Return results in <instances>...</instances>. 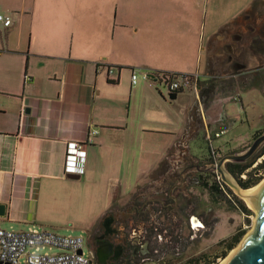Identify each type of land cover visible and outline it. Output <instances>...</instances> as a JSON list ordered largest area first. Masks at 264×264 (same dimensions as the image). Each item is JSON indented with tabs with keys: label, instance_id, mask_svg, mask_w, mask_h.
Listing matches in <instances>:
<instances>
[{
	"label": "crops",
	"instance_id": "obj_1",
	"mask_svg": "<svg viewBox=\"0 0 264 264\" xmlns=\"http://www.w3.org/2000/svg\"><path fill=\"white\" fill-rule=\"evenodd\" d=\"M0 12L13 17L0 29L1 227L51 226V213L81 198L74 181L86 184L103 143L165 126L169 106L184 104L185 138L173 156L202 131L220 151L264 126L250 119L244 98L264 96V0H0ZM133 69L200 79L197 90L168 101L151 82L133 85ZM140 96L151 114L136 127ZM229 99L240 112L228 109ZM90 137L85 170L70 178L68 144Z\"/></svg>",
	"mask_w": 264,
	"mask_h": 264
},
{
	"label": "rangeland",
	"instance_id": "obj_2",
	"mask_svg": "<svg viewBox=\"0 0 264 264\" xmlns=\"http://www.w3.org/2000/svg\"><path fill=\"white\" fill-rule=\"evenodd\" d=\"M147 71L150 78H144L143 73L140 72L136 84L151 82L157 87L155 72ZM109 75L114 79L113 75L116 77L117 73H108ZM132 84L136 85L133 82ZM157 88L162 89L168 97V101H170L171 94H168L167 88L163 84H160ZM253 97L254 94L252 93L244 97L250 119L255 124L264 123V96ZM181 105L178 107L168 105L166 113L170 121L166 119L167 117L164 118L166 120H163L161 124L165 125L164 128L157 126L152 131H135L136 133L129 135L127 141L117 137L109 139V142L105 141L97 165L93 168L94 170L86 184L83 183L84 178L74 181V190L75 192L81 191V198L73 197L70 202L51 213L52 224L44 227V229L60 234H82L86 237L88 229L96 224L106 211L116 208L117 205L129 206L127 204L131 202L132 196L137 194L139 202H146L147 204L151 202L152 205L149 204L147 208L151 209L152 212L149 213L151 222L143 223L140 221L135 231L157 243L159 247V252L156 253L159 258L158 264H184L190 258L202 254H207L213 258L222 250L218 243L219 240L229 238L239 229L246 231L245 236L253 228L256 212L249 207L253 213L248 215L238 207L239 204L237 205L232 193L238 197L240 196L231 184L225 183L224 195L220 194L221 196L219 195L217 201H213L209 195L211 193L201 183L199 185L193 184L191 178L181 179L178 176V173L181 172V166L175 162L176 158L172 159L171 156L175 153L176 149L174 147L178 143L177 140L180 137L185 138L183 134L185 120L182 118L184 104L181 103ZM133 106L136 112L135 115L138 117L135 121L136 127H138L143 124L142 116L144 112L149 116L151 108L148 99L143 96L138 97L136 104L133 103ZM226 106L231 112H240L239 103L234 99H229ZM125 107H127V104H125ZM107 118L109 121H113L112 116L108 115ZM260 126L262 127L261 132H264L262 123ZM244 127L246 128L247 124ZM204 135L205 132L202 131L201 135H198V139L195 138L190 145L186 143L182 145H187L191 153L200 157V165H197L196 161L191 162L200 171H206L203 172L205 176H211L210 180L213 181L217 177L216 172L221 173L212 164L210 158H212L213 150L204 139ZM216 135L219 136L220 133ZM254 137L251 136L249 141L236 147L220 149L221 152L219 148L216 147V149L222 155L221 158L230 154H242L250 148L255 140ZM263 144L264 142L254 154ZM254 154L248 160H252ZM262 160L263 156L258 158L252 167H255ZM172 167H176L177 171L172 173V170H170ZM225 168L227 169V167ZM171 174H174V177ZM231 175L239 183L238 178L233 174ZM243 177H248V174L244 173ZM263 179L264 177L256 185ZM221 181L223 182L222 177ZM169 186L173 187L174 190L171 187L169 189ZM70 189L73 190L72 187ZM83 192H85V198ZM240 198L248 205L243 197ZM162 242L167 244L165 248L162 247ZM85 250L89 253L88 246H85ZM226 257L219 258L216 264H221Z\"/></svg>",
	"mask_w": 264,
	"mask_h": 264
},
{
	"label": "built area",
	"instance_id": "obj_3",
	"mask_svg": "<svg viewBox=\"0 0 264 264\" xmlns=\"http://www.w3.org/2000/svg\"><path fill=\"white\" fill-rule=\"evenodd\" d=\"M13 17L0 12V29L11 26ZM114 67L108 68L113 74ZM140 72L150 78L147 70H132V82L137 83ZM200 76L195 72H155L157 86L163 84L168 94L187 88H198ZM99 131L95 129L92 136ZM72 140L66 150L65 169L69 173L82 174L86 167V143ZM218 174V173H217ZM221 178V175L218 174ZM82 251V252H80ZM0 264H91V255L85 250V237L82 234H60L40 227H30L26 231L0 226Z\"/></svg>",
	"mask_w": 264,
	"mask_h": 264
},
{
	"label": "flooded vegetation",
	"instance_id": "obj_4",
	"mask_svg": "<svg viewBox=\"0 0 264 264\" xmlns=\"http://www.w3.org/2000/svg\"><path fill=\"white\" fill-rule=\"evenodd\" d=\"M261 23L264 25V21H261ZM251 27L252 26H249L250 29ZM211 147L213 152L212 158L210 159L212 164L218 167L219 162L224 157L221 158L222 155L220 152L215 147ZM171 157L172 159L176 158L175 162L179 163L178 165L181 166V172L178 173L181 179L186 177L187 179L191 178L193 184L199 185L201 183V176L204 177L205 173L203 172L206 171H200V169L198 167L196 168L195 164L192 163L196 161L197 165H200L201 159L196 154L191 153L188 146L179 148L176 155ZM228 161L231 160H227L225 165ZM170 170H172V173L177 171L176 167H172ZM169 173L171 172L169 171ZM171 175L174 177V174ZM170 187L171 186H169V189L172 188L174 190L173 187ZM149 204H151V202L148 204L146 202H139V197L137 195L132 196L131 202L127 204L129 206L125 204V206L117 205L116 208L106 211L100 221L88 229L87 236L85 237V246L89 248L91 264L159 263V258L156 254L159 252L157 243L150 238L139 235L135 231L140 221L143 223L148 221L151 222L149 213L152 211L147 208ZM195 220L194 217V221ZM166 245V243L162 242L163 248H165Z\"/></svg>",
	"mask_w": 264,
	"mask_h": 264
},
{
	"label": "water",
	"instance_id": "obj_5",
	"mask_svg": "<svg viewBox=\"0 0 264 264\" xmlns=\"http://www.w3.org/2000/svg\"><path fill=\"white\" fill-rule=\"evenodd\" d=\"M264 142V133L258 136L250 148L242 154H230L225 156L218 164L223 181L232 184L228 175H232L225 168L227 160L245 161L250 158L258 147ZM70 178L78 179L80 174L69 173ZM234 180V179H233ZM234 185L244 188L234 180ZM248 206L255 210L253 228L244 236L238 247H236L221 264H264V179L256 186L252 187L249 194ZM5 205L0 203V215L5 214ZM82 252V251H80Z\"/></svg>",
	"mask_w": 264,
	"mask_h": 264
},
{
	"label": "trees",
	"instance_id": "obj_6",
	"mask_svg": "<svg viewBox=\"0 0 264 264\" xmlns=\"http://www.w3.org/2000/svg\"><path fill=\"white\" fill-rule=\"evenodd\" d=\"M181 91L171 93V98H175L177 93ZM263 133L264 132H258L254 138L256 139L258 136H260ZM262 156H263V160L260 163H258L255 167H252L255 164V162L258 160V158ZM248 159L245 161L231 160V161H228L226 164L227 170L231 174H233L235 177L238 178L240 185L244 188H248V187L256 185L264 177V144L254 154V157L252 160H248ZM244 173H247L248 177H243ZM210 177L211 176H205V175L204 177L201 176L202 178L201 185L211 193L209 194L211 196V199L213 201H217L219 195L220 194L224 195L225 193L224 191L225 182L223 181L224 182L223 183L221 181V178L219 177H216L215 180L211 181ZM229 191L232 192L231 189H229ZM232 194L235 197L237 205L238 204L240 205V206L238 205V207H240L243 212H246V214L248 215L253 213V211L249 208V206L246 204V202L242 198L236 196L234 193ZM135 195L137 194H134V196ZM232 201L234 202L233 199ZM245 232L246 231L244 229H241V230L239 229L229 238H223L219 240L218 243L222 247V250L219 251L215 257L211 258L207 254H202L201 256L199 255L198 257L194 256L193 258H190L184 264H216L217 263L216 261L219 258H225L229 254V252L239 244Z\"/></svg>",
	"mask_w": 264,
	"mask_h": 264
},
{
	"label": "bare ground",
	"instance_id": "obj_7",
	"mask_svg": "<svg viewBox=\"0 0 264 264\" xmlns=\"http://www.w3.org/2000/svg\"><path fill=\"white\" fill-rule=\"evenodd\" d=\"M228 178L230 180V182L232 183V187L234 188L235 192L240 196V197H243L247 203L249 201V194H250V190L251 189H246V190H240L239 188H237L235 185H234V180L231 176L228 175Z\"/></svg>",
	"mask_w": 264,
	"mask_h": 264
}]
</instances>
